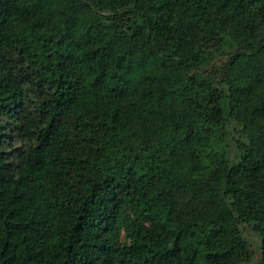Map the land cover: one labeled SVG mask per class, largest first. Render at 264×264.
Instances as JSON below:
<instances>
[{
    "label": "trees",
    "instance_id": "16d2710c",
    "mask_svg": "<svg viewBox=\"0 0 264 264\" xmlns=\"http://www.w3.org/2000/svg\"><path fill=\"white\" fill-rule=\"evenodd\" d=\"M255 256L264 0H0V264Z\"/></svg>",
    "mask_w": 264,
    "mask_h": 264
},
{
    "label": "rangeland",
    "instance_id": "374dc122",
    "mask_svg": "<svg viewBox=\"0 0 264 264\" xmlns=\"http://www.w3.org/2000/svg\"><path fill=\"white\" fill-rule=\"evenodd\" d=\"M246 236H247V238H248L249 240H251V242H252V244H253V246H254V244H255L256 241H257V236L252 235V236H253V238H252V236H250V235L248 234V232H246ZM257 260H258V258L255 256V259H254L252 262L247 263V264H257Z\"/></svg>",
    "mask_w": 264,
    "mask_h": 264
}]
</instances>
